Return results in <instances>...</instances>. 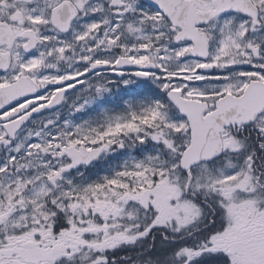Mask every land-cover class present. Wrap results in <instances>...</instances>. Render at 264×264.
<instances>
[{"label":"snow or ice","instance_id":"obj_1","mask_svg":"<svg viewBox=\"0 0 264 264\" xmlns=\"http://www.w3.org/2000/svg\"><path fill=\"white\" fill-rule=\"evenodd\" d=\"M0 264H264V0H0Z\"/></svg>","mask_w":264,"mask_h":264}]
</instances>
